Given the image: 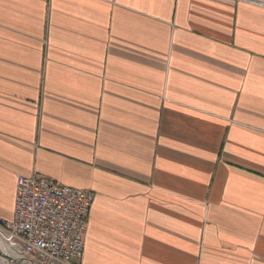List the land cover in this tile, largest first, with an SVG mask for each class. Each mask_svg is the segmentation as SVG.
Wrapping results in <instances>:
<instances>
[{
	"label": "crops",
	"instance_id": "obj_1",
	"mask_svg": "<svg viewBox=\"0 0 264 264\" xmlns=\"http://www.w3.org/2000/svg\"><path fill=\"white\" fill-rule=\"evenodd\" d=\"M19 175L95 194L80 264H264V0H0Z\"/></svg>",
	"mask_w": 264,
	"mask_h": 264
},
{
	"label": "built area",
	"instance_id": "obj_2",
	"mask_svg": "<svg viewBox=\"0 0 264 264\" xmlns=\"http://www.w3.org/2000/svg\"><path fill=\"white\" fill-rule=\"evenodd\" d=\"M91 190L17 176L13 218L0 216V264H80Z\"/></svg>",
	"mask_w": 264,
	"mask_h": 264
}]
</instances>
